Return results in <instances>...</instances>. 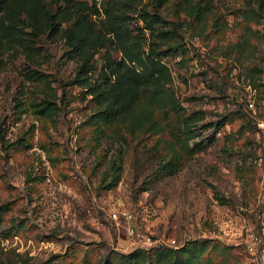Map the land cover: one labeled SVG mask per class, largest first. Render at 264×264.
<instances>
[{
	"label": "rangeland",
	"instance_id": "rangeland-1",
	"mask_svg": "<svg viewBox=\"0 0 264 264\" xmlns=\"http://www.w3.org/2000/svg\"><path fill=\"white\" fill-rule=\"evenodd\" d=\"M146 11L168 33H152ZM132 13L169 74L142 90L128 120L97 114L104 105L62 31L39 32L23 14L20 37L3 35L0 264H103L190 243L197 264H261L245 234L264 218V0H138ZM106 53L95 52L89 79ZM47 98L56 108L39 111ZM171 156L173 172L158 171Z\"/></svg>",
	"mask_w": 264,
	"mask_h": 264
},
{
	"label": "trees",
	"instance_id": "trees-1",
	"mask_svg": "<svg viewBox=\"0 0 264 264\" xmlns=\"http://www.w3.org/2000/svg\"><path fill=\"white\" fill-rule=\"evenodd\" d=\"M137 1L101 0L104 16L100 17L97 16L100 12L97 0H0V41L5 34L16 36L17 32L23 30L24 25H19L23 14L27 17V24H31L39 32L62 31L68 50L78 58L79 78L88 85L93 97L104 105L97 114L110 122L132 119L135 111L133 104L142 90L147 89L149 83H154L158 77L169 74L167 64L159 57L162 52L157 41L153 40V45L150 44L146 49L143 28L134 32V27L131 26L132 12ZM98 17L101 19L98 20ZM145 19L152 33H168L167 29L155 30L161 16L150 15L146 11ZM18 36L20 37V33ZM112 45L121 55L111 52ZM102 47L107 49L104 64L99 75L95 79H89L88 71L95 68L94 54ZM176 47L177 44L168 45V48ZM151 97L155 102L164 100L161 85L155 88ZM54 103L53 99L47 98V102L43 101L38 110H53L56 107L51 104ZM172 105L179 115L180 105L176 102ZM185 130L191 136L196 133L188 120ZM197 146H202L201 140L197 142ZM160 162L158 171L172 173L177 160L171 156ZM119 168V164H114V184L118 180ZM193 244L179 248L159 246L150 250L139 248L121 251L114 257H106L103 264H197L201 249Z\"/></svg>",
	"mask_w": 264,
	"mask_h": 264
},
{
	"label": "built area",
	"instance_id": "built-area-1",
	"mask_svg": "<svg viewBox=\"0 0 264 264\" xmlns=\"http://www.w3.org/2000/svg\"><path fill=\"white\" fill-rule=\"evenodd\" d=\"M249 104L252 105V101ZM245 243L251 255L261 264H264V218L256 227L251 226L247 228Z\"/></svg>",
	"mask_w": 264,
	"mask_h": 264
}]
</instances>
